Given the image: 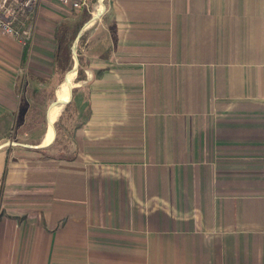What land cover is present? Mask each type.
<instances>
[{"label":"crops","instance_id":"obj_1","mask_svg":"<svg viewBox=\"0 0 264 264\" xmlns=\"http://www.w3.org/2000/svg\"><path fill=\"white\" fill-rule=\"evenodd\" d=\"M104 7L60 159L16 142L54 59L0 34V264H264V0Z\"/></svg>","mask_w":264,"mask_h":264},{"label":"rangeland","instance_id":"obj_2","mask_svg":"<svg viewBox=\"0 0 264 264\" xmlns=\"http://www.w3.org/2000/svg\"><path fill=\"white\" fill-rule=\"evenodd\" d=\"M42 3V0L38 2L34 9V14H32V16L30 14L28 21L23 26V28L29 32L30 42H28L30 43V48H32V45L34 46V44L39 43L36 45V48L31 54L34 55L36 53V55H40L41 53H43L44 56H51L55 60L56 52H58V43L56 40L57 32L59 31L62 24L65 23L66 26H68L70 29H73V27L75 28L77 26L76 24H79L83 21L85 22V24L81 30V35L82 33L84 34V32H86V36L88 37L89 31L87 30L89 28V25H91L89 23L94 18L97 12L100 0H91L88 10H84L82 8L72 9L70 7H66V5L64 6L58 1V3L55 2V4L51 6V12L49 11V13L40 15L39 7L40 5H42ZM102 4L105 6L106 0H103ZM96 19H100V15ZM0 34L2 36H6L1 32ZM71 37L74 38V36H68L67 41H73V38L71 40ZM14 41L16 42V39ZM79 44L81 45L82 43L79 42V39L77 38L72 43V45L70 44L72 57L69 65L65 70H60V72L56 75L50 72L47 76L41 77L37 75L28 76L24 71L20 73V85L17 90V96L18 100H20L18 106L21 105L22 110L18 112L25 113V115L20 119L18 127L21 128V131H24V129H26L29 135H27L26 137H17L16 142L25 144L29 143L33 145H38V143L41 144L44 142V138L46 137V134L48 132V111L51 108L50 106H52L56 102V92L60 88L61 84L65 81V76L72 71L71 70L69 72V70L76 63V56L74 55V51H76L77 57L79 59ZM21 45L23 44L21 43ZM86 46L87 45L85 42V44L83 45L84 54H86ZM67 47L68 45L64 44L61 48L64 56L61 62L64 65L67 64V56H65ZM79 66L76 70V75L73 80V84L75 85L74 92L77 88V85L79 84V82L76 81L78 77ZM44 67L48 71H50L48 63L45 64ZM62 73L64 74L63 78L60 76ZM25 77L29 78L30 84L28 87H23V89L21 90L20 86L23 80L26 79ZM77 125L78 124L76 122L75 124L70 122L64 124L63 122V125L61 126L59 132H57L56 130L57 134L54 142L44 147L46 152H43V155L48 154L50 159H60L69 155L71 156L72 153L70 147V135L72 133V129ZM33 156L35 158L37 156V153L34 152Z\"/></svg>","mask_w":264,"mask_h":264},{"label":"built area","instance_id":"obj_3","mask_svg":"<svg viewBox=\"0 0 264 264\" xmlns=\"http://www.w3.org/2000/svg\"><path fill=\"white\" fill-rule=\"evenodd\" d=\"M40 0H0V32L25 43L30 39L23 28ZM73 8L89 9V0H57Z\"/></svg>","mask_w":264,"mask_h":264},{"label":"trees","instance_id":"obj_4","mask_svg":"<svg viewBox=\"0 0 264 264\" xmlns=\"http://www.w3.org/2000/svg\"><path fill=\"white\" fill-rule=\"evenodd\" d=\"M93 1V0H92ZM95 1V0H94ZM85 22H81L79 24H76L77 26L73 29H70L68 26L65 25V23L60 27L58 34H57V43H58V52H56V56H55V60H54V66H53V73L56 75L57 73L63 70H65L67 68V66L69 65V62L71 60L72 57V53H71V46L72 43L75 41L76 38H78L79 34L81 33V30L84 26ZM86 32H84V34L80 35L79 42H81L82 44H79L78 47V56H79V60H80V66L78 69V77L76 79V81H80L82 79H85L86 73H85V65H84V61H85V57H84V50H83V45L85 44V42L87 41L88 37L86 36ZM68 36H74L71 37V40L73 38V41H67L68 40ZM64 44H67L68 47L66 49V53L65 56H67V64H62V59H63V53L61 51V48ZM28 52H29V46L28 43H26L23 47V56H22V62L25 64V62L27 61L28 58ZM73 69V67L69 70V72ZM63 73L60 75L63 78ZM76 94V91L73 94V98ZM73 98L71 100L70 103L66 104L64 106V109L62 110L58 120L55 122V127L57 132H59L61 126L64 124L69 122L70 118L67 116V114H69V110H70V106L73 103ZM68 117V120H66V118ZM39 144V143H38Z\"/></svg>","mask_w":264,"mask_h":264},{"label":"bare ground","instance_id":"obj_5","mask_svg":"<svg viewBox=\"0 0 264 264\" xmlns=\"http://www.w3.org/2000/svg\"><path fill=\"white\" fill-rule=\"evenodd\" d=\"M104 5L102 2L99 3L97 12L94 16V18L90 21L89 24H93L95 19L103 12ZM77 63V62H76ZM76 66V65H75ZM74 69L67 74V80H65L60 88L56 92V102L50 106L51 108L48 111V132L46 134V137L44 138L43 145H48L52 142L54 138V127L57 118L60 116L62 110L64 109V106L66 105L67 101L70 99V95L72 94V84L73 80L76 75V69Z\"/></svg>","mask_w":264,"mask_h":264},{"label":"water","instance_id":"obj_6","mask_svg":"<svg viewBox=\"0 0 264 264\" xmlns=\"http://www.w3.org/2000/svg\"><path fill=\"white\" fill-rule=\"evenodd\" d=\"M80 35H81V33L79 34V36H78V38L80 37ZM77 38V39H78ZM75 50H76V48H75ZM74 55L76 56L75 58H76V66H75V69L77 70V68H78V66H79V59H78V57H77V53H76V51H74ZM65 80H67V75L65 76ZM74 88H75V85L74 84H72V94L70 95V99L67 101V103L66 104H68L70 101H71V99H72V97H73V94H74ZM53 127H54V138H53V140H52V142H54V140H55V138H56V134H57V132H56V127H55V124L53 125ZM51 142V143H52ZM50 143V144H51ZM42 145H43V143H42ZM49 145V144H48ZM45 146H47V145H45Z\"/></svg>","mask_w":264,"mask_h":264}]
</instances>
